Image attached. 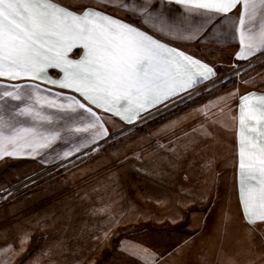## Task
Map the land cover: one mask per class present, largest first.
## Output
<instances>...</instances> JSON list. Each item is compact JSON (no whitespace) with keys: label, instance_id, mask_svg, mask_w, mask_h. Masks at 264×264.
<instances>
[{"label":"rangeland","instance_id":"rangeland-1","mask_svg":"<svg viewBox=\"0 0 264 264\" xmlns=\"http://www.w3.org/2000/svg\"><path fill=\"white\" fill-rule=\"evenodd\" d=\"M222 71L217 76L230 72ZM231 81L264 88V57L186 104ZM231 101L225 95L206 110L221 123ZM183 103L153 110L92 154L1 202L0 264H264V223L250 231L227 165L216 181L188 180L178 158L164 164L162 142L132 139ZM188 156L228 159L220 144L206 140Z\"/></svg>","mask_w":264,"mask_h":264},{"label":"snow or ice","instance_id":"snow-or-ice-1","mask_svg":"<svg viewBox=\"0 0 264 264\" xmlns=\"http://www.w3.org/2000/svg\"><path fill=\"white\" fill-rule=\"evenodd\" d=\"M170 2L182 5L189 15L195 13L201 16L206 13L227 15L237 5H242L239 20L241 50L237 53V59H246L253 55L254 50L258 51L260 46H264V23H261L259 33H255L245 21V17L249 21L255 20L258 11L264 17V0ZM112 6L110 3L104 4L105 8ZM121 7L126 9V5ZM154 12L155 9L145 3L139 13L141 22L151 20ZM206 19L211 20V15H207ZM152 32L168 39L190 41L195 38L194 34L179 35L171 27L165 30L152 25ZM77 47L83 48V56L78 60L70 59L69 53ZM49 70H59L63 76L60 79L49 77L46 83L70 89L86 103L73 97L68 105L57 104L55 99H50L40 106L47 105L61 111L67 108L75 112L73 105H77L86 111L92 122L85 128L76 127L74 131L95 129V135L91 137L93 143L106 139L109 133L90 105L132 124L141 118L143 112L160 105L167 106L201 80L215 75L213 67L200 59L161 42L147 30L113 18L99 9L86 6L70 8L52 0H0V77L37 80L47 75ZM254 95L249 93L241 98L239 116L240 202L243 219L253 226L250 231H255L258 223H264V142L258 143L244 134L247 119L264 120V111L258 113L249 102V96ZM6 98L21 99L13 91L0 94V99ZM260 100L264 102V96ZM31 112V108H21L19 115ZM36 115L50 122V117L40 116V113ZM59 137V132L45 135L34 128L18 130L0 143V159L17 158L25 147L33 151L50 147ZM9 145H13L11 150ZM186 150L194 152L195 146ZM71 154L66 153V156ZM209 164L210 161H205L202 167L206 168ZM245 178L249 184L255 183L245 187ZM5 191L11 194L10 190L0 189V195Z\"/></svg>","mask_w":264,"mask_h":264},{"label":"crops","instance_id":"crops-1","mask_svg":"<svg viewBox=\"0 0 264 264\" xmlns=\"http://www.w3.org/2000/svg\"><path fill=\"white\" fill-rule=\"evenodd\" d=\"M52 2H58L61 6H68L70 8L86 6L94 10L99 9L113 18H118L142 30L149 31L150 34H154L155 38L160 39L161 42L183 50L186 54L200 59L202 62L213 67L215 75L211 76L208 80H201L189 92L175 97L174 101L183 95L193 92L196 88L209 83L217 77L218 72H224L222 71L224 69L231 71L236 64L249 61L264 51V46H260V50H254L253 55L246 59H237V53L241 50L239 20L243 11L242 5H237L227 15L206 13L204 16H201L195 13L189 15L182 5L170 2V0H89L77 5L76 3L72 5L62 0H52ZM105 3H110L113 6L105 8ZM145 3H149L151 8L155 9V12L151 20H146L142 23L139 13ZM121 5H129V7H126L127 11ZM207 15H211V20L206 19ZM245 21L246 25L253 29V32L259 33L260 25L264 23V17L258 11L255 20L249 21L245 17ZM152 25L164 28L165 30L171 27L179 35L194 34L195 38L190 41L182 38L168 39L165 36H160L159 33H153ZM83 54V48L77 47L69 53V58L78 60ZM62 76L63 74L59 70H49L47 75H42L37 80L28 77H20L15 80L8 77H0V94L4 91H13L21 97L18 101L11 98L0 99V121H2L3 125L0 127V132L3 133L0 136V143L4 141L5 137L13 136L18 130L24 128H34L38 133L45 135L52 132L60 133V137L50 147L39 148L36 151L25 147L23 153L17 158L5 157L4 159H0V188L9 184V182L22 180L46 166L57 163L69 156H66V153H75L77 152L76 149L81 150L93 143L91 137L95 135V129L81 132L74 131L76 127L85 128L92 122V118L86 111L79 109L77 105H73L76 109L75 112L67 108L61 111L51 109L47 105L44 107L40 106V104L50 99H55L57 104L63 103L68 105L73 97L86 103L79 94L72 90L61 89L45 82L49 77L60 79ZM215 87H213L214 89L211 88L212 94L203 95L201 99H193L194 101L191 100V102L186 104V101L190 97L195 98L197 96L198 98L204 94V90L190 96L186 101H183L184 106L171 110L158 123H154L149 127L147 126V128L143 127L144 129L136 134L138 136L132 137V139L153 143H156V141L162 142L165 154L163 158L164 164H171L172 159L178 158V165L181 166L183 172L187 173L189 176L188 180L216 181L219 179V172H221L220 166L227 165L234 175L233 180H235L237 196L240 200L239 116L241 98L249 93H254V96H249L251 106L258 113L264 111V102L260 100V97L264 96V88L244 87L242 82L221 92ZM53 93L57 95L53 96ZM225 95H228L232 101L226 105L227 108L224 111L226 117L220 123L217 120V114L215 115L213 111L208 112L206 106L214 105L212 104L213 101ZM161 106L164 105L151 108L148 112H143L141 117L155 112L153 110ZM26 107L31 108L32 112L26 115H19V110ZM90 107H93L97 115L101 117L109 135L117 134L125 126L129 125L127 121L122 120L120 117L104 113L101 109H95L94 106L90 105ZM36 113H40V116L50 117V122L49 120H41ZM208 133H211V135H208ZM261 133H264V120L257 118L245 121L244 134L246 137L252 138L258 143L264 142V135H261ZM205 140L210 143L216 142L220 144L226 150L228 159H223L221 163L217 161L216 164L215 159L214 162L213 160H207L210 161V164L205 168L202 167L205 162H202L201 159L189 157V150L186 149H189L190 146H195L197 152L199 145ZM19 143H22V141ZM12 147L13 145H9V150ZM197 165L200 168H197ZM6 166L9 168L7 169ZM3 171H5V174L7 173V177L2 176ZM13 171L15 173L11 174ZM254 183L253 181L252 184ZM252 184H249L247 178H245V187H251Z\"/></svg>","mask_w":264,"mask_h":264},{"label":"built area","instance_id":"built-area-1","mask_svg":"<svg viewBox=\"0 0 264 264\" xmlns=\"http://www.w3.org/2000/svg\"><path fill=\"white\" fill-rule=\"evenodd\" d=\"M263 57H264V51L249 61L241 62L240 64H237L230 72H227L226 74L215 77L209 83L204 84L203 86H200L199 88H196L191 93H188L186 95L181 96L177 100L167 104V106L168 107L172 106L175 103H181V102L183 103V101H186L190 96H193L194 94L204 90L205 88H208L210 86H215V85L219 84V82L223 81L224 79L230 78L233 75H237V73H241L242 70L244 71L248 66L252 65L254 62H256L257 60H259L260 58H263ZM154 113L155 112H152L150 114L142 116L139 120H137V122L129 124L127 127L133 128V127L138 126V124L143 122L146 119V117H151L154 115ZM135 124H137V125L135 126ZM115 136H116V134L109 135L106 139L98 140L97 143H92L89 146L79 150L78 152L72 153L71 155L65 157L64 159L58 161L57 163H55L53 165H50L44 169H41V170L29 175L28 177H26L22 180L15 181V182L5 186L2 189L10 190L11 194L9 195L8 192L5 191L2 195H0V203L9 199V198H12L13 196H15L16 194H18L19 192H21L22 190L27 188L28 186H30L34 182L38 181L40 179V177L45 175L46 173H49L55 169L61 168L67 162H70V161H73V160H76L79 158H83V157H86L87 155L92 154L96 150L105 146L107 144V142H109Z\"/></svg>","mask_w":264,"mask_h":264},{"label":"trees","instance_id":"trees-1","mask_svg":"<svg viewBox=\"0 0 264 264\" xmlns=\"http://www.w3.org/2000/svg\"><path fill=\"white\" fill-rule=\"evenodd\" d=\"M232 80H234V79H232ZM233 85H235V81H231V82H229V83H227V84H224V85L221 87V89H222V90H225V89L230 88V87L233 86Z\"/></svg>","mask_w":264,"mask_h":264}]
</instances>
